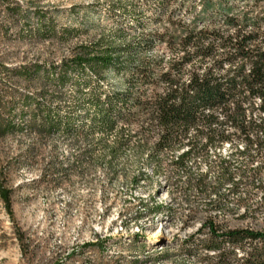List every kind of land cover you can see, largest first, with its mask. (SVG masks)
<instances>
[{
	"label": "trees",
	"instance_id": "obj_1",
	"mask_svg": "<svg viewBox=\"0 0 264 264\" xmlns=\"http://www.w3.org/2000/svg\"><path fill=\"white\" fill-rule=\"evenodd\" d=\"M242 1L248 6L237 11L231 0H117L111 33L78 46L69 60L0 62V85L17 78L43 86L0 94V136L88 142L69 168L76 173L109 157L117 175L114 160L130 153L138 170L129 176L122 165L119 175L134 186L163 176L171 199L166 207L156 196L139 198L135 219L185 206V224H198L181 241L188 259L264 264V0ZM45 17L38 14L31 35H57ZM11 193L0 184L13 216ZM241 210L262 223L232 226L229 214Z\"/></svg>",
	"mask_w": 264,
	"mask_h": 264
},
{
	"label": "rangeland",
	"instance_id": "obj_2",
	"mask_svg": "<svg viewBox=\"0 0 264 264\" xmlns=\"http://www.w3.org/2000/svg\"><path fill=\"white\" fill-rule=\"evenodd\" d=\"M116 1L0 0V62L19 68L69 60L78 46L111 33L115 22L109 12ZM231 4L237 11L248 6L242 0ZM194 7L198 11L202 5ZM38 14L56 27V36L28 32ZM66 28L79 32L62 38ZM8 80L0 85L2 97L14 90L37 94L43 88L38 81ZM90 146L58 135L18 131L0 136V184L12 191L13 204L10 216L0 197V264H195L180 251L181 241L198 227L185 224V206L135 219L143 210L141 197L149 201L156 196L171 206L165 178L138 186L126 181L119 175L122 165L129 176L138 170L130 153L114 160V176L106 166L109 157H98L81 173L71 171ZM241 213L229 214L232 226L262 223L260 217L241 218Z\"/></svg>",
	"mask_w": 264,
	"mask_h": 264
}]
</instances>
